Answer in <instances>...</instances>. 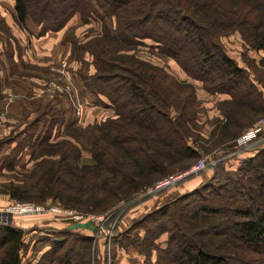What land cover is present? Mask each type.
Masks as SVG:
<instances>
[{"label": "trees", "instance_id": "trees-1", "mask_svg": "<svg viewBox=\"0 0 264 264\" xmlns=\"http://www.w3.org/2000/svg\"><path fill=\"white\" fill-rule=\"evenodd\" d=\"M77 14L81 24L97 28L79 48L83 66L76 79L84 96L111 110L113 116L86 128L91 131L89 149L72 130L79 128L69 124L68 138L60 141L70 143L65 144L67 159L59 158L49 169L57 184L63 176L83 171L82 177L89 176L94 183L91 188H97L102 196L87 198V208L82 209L64 197L67 191L62 185L68 181L63 180L61 187L52 178L47 182L49 194L61 198L65 207L81 209L84 221L90 213L107 212L120 203L129 204L127 209L133 207L139 196L147 195L163 179L183 174L203 153L235 151L234 143L264 116L263 94L221 43V35L237 32L249 48L264 52V0H15L18 25L25 27L26 20L32 19L40 27L39 36L61 31ZM3 21L0 17V30L5 28L9 37L5 39L7 48L0 49V60L4 52L13 65L12 40L17 45V38ZM144 40L153 43L156 60L174 61L185 79H178L171 66L130 53ZM86 52L93 57L94 73L84 59ZM260 64L257 80L264 88V57ZM188 79L211 95L229 96L218 105L221 117H216L210 137L214 148H206L210 141L200 133L204 103ZM2 95L0 73V100ZM25 112L31 115V105ZM66 120L70 117L64 111L59 122ZM82 120L75 117L72 121ZM201 138L206 145L197 147ZM86 150L93 162L80 165ZM246 150L238 147L236 154ZM262 154L264 144L256 154L240 158L237 171L229 173L226 184L218 189L207 182L139 218L131 228L114 236L117 245L123 247L122 239L128 240L132 230L143 228L142 237L129 241V246L148 257L142 264H264V160L258 161ZM45 162L42 158L38 165ZM220 162L222 159L217 165ZM10 193L13 199L21 200L15 191ZM70 224L56 239H46L49 251L36 264H90L77 255L76 246L66 244L72 237L71 242H85V248L91 249L88 243L94 237L73 233L67 229ZM93 224L88 228L94 229ZM163 234L168 236L165 247L157 243ZM24 236V230L8 220L0 223V264H24ZM154 251L155 262L151 260Z\"/></svg>", "mask_w": 264, "mask_h": 264}, {"label": "rangeland", "instance_id": "rangeland-1", "mask_svg": "<svg viewBox=\"0 0 264 264\" xmlns=\"http://www.w3.org/2000/svg\"><path fill=\"white\" fill-rule=\"evenodd\" d=\"M77 16L79 15L77 14ZM0 17L3 18L4 16L1 14ZM3 24L9 26V29L14 37L15 34L17 38L20 37L19 34L15 32V30L19 32L22 30V27H20L17 22L9 24L4 19ZM70 27L69 34L72 44L67 47H61V51L58 55H56L57 57H53L51 59L49 58L50 60L46 61L49 63L44 66L49 68L48 71L45 73H40L39 70L35 68H23L20 69L21 71L19 72H12V75L16 74L18 76H12L13 78L10 80V84L6 83L3 86L4 94L2 93V97L4 98L5 102L9 104H15L28 101V104L31 105V115L26 116V112H24L23 118H16L15 114H12L11 116L8 110L10 109L9 106L12 105H9L6 108L0 107V197L7 196L11 201L16 200V202H32L39 205H45L48 207V209L42 213L49 212L42 216H37L42 214L38 213L37 215L35 214L37 217L31 218V222H34L31 223V226L36 225L37 227L38 225L43 224L46 227L38 228L35 231V227H32L31 230L24 231V241L26 243L22 257L24 264L29 261H31V264H36L42 258L44 253L49 251L48 249L50 248V241H47L46 239H56L61 235V231L64 229L66 224L73 222L70 219L72 216H70L69 212H66L65 210H73L79 212L80 214L82 213L80 212L81 209L78 210V208L74 209L72 207H65L66 205L60 202V200H62L61 198H57L55 194H49L51 191L47 182L49 178H52L53 183L58 187H61L63 180L68 181L69 183L65 182V184L62 185L63 190L67 191L64 192V197H66L71 204H77L78 206L82 207V209L87 208V198L89 199L93 195L98 197L102 196L96 186L95 188L97 191L91 188V184L94 183L89 176H87V178L82 177L83 171H78L77 175L74 176H63V180L61 179L57 184L55 182L56 176L49 169V166L59 158L67 159L65 151L67 146H65V144L69 142L60 143V141L64 138H68L65 134L68 132V129H70L68 126L69 124H71L70 126L79 128L76 129L72 127V130L77 131L75 132L77 135L79 134L78 137L81 138L79 140L80 144H87L85 147L89 149L90 145L92 144L90 138L91 131L90 129L86 128L89 125L106 121L110 116H113L111 110L99 106L98 103L95 104V101L91 97L84 96L86 94H84L83 89L80 87V81L79 79H76V73H78L83 66V63L80 59L82 52L79 48L84 44L85 41L88 40L91 35H94V30L97 28V26L86 24L79 26L75 23V25ZM69 28H67V30ZM1 30L0 49L5 50L7 48L5 46V39H7L9 35L6 33L5 28H1ZM67 30L64 31L67 32ZM20 35L23 34L21 33ZM221 36V43L223 44V47L225 48L228 55L232 57L239 66L246 69L247 73H249L251 78L257 84L258 90L263 94L264 98V88L257 80V66L261 68L260 60L262 57H264V52L249 48L242 41L240 35L237 32ZM21 42L19 41V47L21 46V48L18 50V52H20L19 55L25 63H31V61L35 60H38L37 62L41 63L42 59L46 57L43 52H39L33 46L31 47V44L27 40H22ZM12 43L13 49H15V47H17L15 40H12ZM74 45H76V47H74ZM152 47L153 43L150 40H144L142 44L137 47V50H133L132 52L130 51V53L140 56V58H151L154 62L162 63L169 68L171 66L172 71L175 73L174 75L178 77V79H185L182 71L180 72L173 69L178 66L174 61H169L165 58L163 61L156 60L155 57L157 56H153ZM1 59L3 60H0L3 64V67L0 73L1 79L3 80V69L6 66L8 67V60L6 61L7 54L5 53L2 55ZM84 59L88 62V68H91V73H94V67L91 66L93 57L88 52H86ZM9 73H11V71H9ZM188 80H191L195 84L197 88V95L204 103V110L206 108V114L203 117V122L200 123L203 127L200 133L203 135L202 137H205L207 141L209 140L210 142H208L206 145L207 141H203L201 138L199 142H196V145L197 147L199 144L206 145V148L208 149L211 147L214 148L216 145H213V139L210 138L212 135L211 129H213V124L216 121V117L220 116L218 105L220 102H223L226 99H224V97L221 95L210 96L211 94L208 95V92L201 84H196L192 79ZM75 88H79L82 96L81 100L83 98L85 103V109L83 110V120L77 123L72 121L76 115L74 113V108L81 100L79 99L78 91ZM73 91L75 95L72 93ZM75 96L76 99L73 101ZM38 107H40L39 110L37 109ZM64 111H67L70 120H66L61 124L60 122L63 119ZM250 115L251 113L249 112L248 117ZM260 119L261 120L257 121L254 128L244 133H249L251 130H258V132L260 131L259 134H261V138H258L257 141L248 143L246 147H240L241 144L240 140L238 139V141L234 143L237 149L235 151L231 149L227 154H224V151H221L219 147L218 148L220 150L215 154H208L207 156L203 153L204 156L197 158L196 164L194 162V165H192L190 169L183 172V174L182 172H179L177 173V176H169L165 178L170 179V177H180L179 180L175 182V184L169 188L162 189L160 185L161 182H159L155 188L150 190L146 195V200H144V202L137 203L135 208H133V210H131V212L128 214V224L120 223L121 219L129 212L128 210L132 208L131 207L127 209L129 205H127V203L117 204L107 212H99L98 214L90 213L88 219H94V229L91 227L79 229L74 230L73 233L79 234L82 237L93 236V242L88 243L91 249L85 248V242H71L72 237L68 239L69 242L66 244V246H76L77 252L80 253L76 254L78 256H82L87 262L89 260L90 264H115V253H117L118 248V245L114 240L115 235H118L120 232H125L128 228H131L135 221L149 212L172 202L180 196L192 192L194 189L201 187L207 182L212 184V189H218V187L225 185L226 177H228L230 174L232 175L234 171L236 172L238 167L241 165L243 159L240 162V158H245L252 155L250 153L246 155L236 154L238 147L247 149L246 151L256 154V151L261 149L262 145L264 144V116H262ZM192 146L195 147V143H193ZM217 149L213 150L212 153L217 151ZM83 156L84 158L80 162V165L93 162L92 158H90V153L87 150ZM42 158L46 159L45 164L38 165ZM221 159L222 162L217 165V161ZM10 160H15L17 164H15V161L10 163ZM263 160L264 154L260 156L258 161L262 162ZM201 161L205 162L204 167L198 170V164ZM193 169H196L197 171L195 170L193 172ZM217 171H219V174L216 180L213 181L212 177ZM184 174L185 178L182 179ZM196 178L201 181L197 187L192 186ZM14 191L18 193V196L21 198V200L13 199L10 196V192ZM55 206L59 207L61 212L50 209ZM122 214L124 216L120 218ZM42 230L47 234H44ZM144 233L145 232L143 228L134 229L129 234V239L123 240L121 238L122 241L120 243H122V246L125 249L133 247L129 246V241H134L138 235H141L140 237H142ZM108 235L112 236L110 237ZM89 250H92L90 257ZM153 253L151 255V260L154 259ZM147 259L148 257L144 256L142 262H146Z\"/></svg>", "mask_w": 264, "mask_h": 264}, {"label": "crops", "instance_id": "crops-1", "mask_svg": "<svg viewBox=\"0 0 264 264\" xmlns=\"http://www.w3.org/2000/svg\"><path fill=\"white\" fill-rule=\"evenodd\" d=\"M14 12H15V0H0V14H2L4 16L3 18L9 24H12V23L16 22V20L14 18ZM75 23L77 25H79V26L83 25V24L81 25V17L80 16L75 15L74 17H72V19L68 22V24L65 26V28H63V30H61V31L48 32L44 36H39L40 27L37 26L33 22L32 19L28 18L26 20V25H25V27H22L21 32L15 30V32L18 33L19 36H20V37H18L19 40L16 37V34H15L14 30H13V32L15 34V37L17 38V43L18 44H17V47H15L14 53H13V62H14V64L11 65V63H9L7 61V59H6L8 67L6 66L3 69L4 78L2 80V93L4 94L3 86L6 83L10 84V80H12V78H13L12 76L16 75V74L12 75V72H19V71H21L20 69H23V68L24 69L35 68V69L39 70L40 73H45L46 71H48L49 68L44 66V65H47L49 63V62H46V61L50 60L53 57H57L56 55H58L59 52L61 51L60 50L61 47H63V46L67 47V46L71 45L69 31H70V28H71L70 26L75 25ZM67 28H69V29L67 30ZM64 30H67V32L64 31ZM21 33L23 35H20ZM22 40L23 41L27 40L31 44L30 45L31 47L33 46L39 52H43L45 54L46 57L44 59H42L41 63H38L37 62L38 60L31 61V63L30 62H26L25 63L21 59V56L19 55L20 52H18V50H20V48H21V46L19 47V41L21 42ZM4 54L5 53L3 52L2 55H4ZM173 69L176 70V71H180V72L182 71L181 68H179V66H177V67H175ZM9 71H11V73H9ZM16 76H18V75H16ZM183 76H185V75L183 74ZM196 84H198V83H196ZM208 95H210V94L208 93ZM219 95L220 94H218V96ZM210 96H213V94L210 95ZM221 96H223L224 99L229 98V96H227V95H221ZM17 104H21V105H17ZM9 105H12V106H9ZM8 106L10 108V109H8L9 113L11 114V116H12V114H15L16 118L17 117L18 118H23L24 112L26 110V107L27 108L30 107V105L28 104V101L24 102V103L9 104V103L5 102L4 98H2L0 100V107H5L6 108ZM19 111L21 112V114H20ZM22 113H23V115H22ZM205 114H206V108H205L204 112L201 113V115H200L201 123L203 122V117H204ZM219 115L221 116L220 112H219ZM249 153L252 154V152H250V151H245L243 154L246 155V154H249ZM195 170L196 169H193V171H195ZM184 176H185V174L183 175V177ZM179 178L180 177H177V179L174 182H172V183H170V184H168L166 186H161L162 189L169 188L170 186L175 184V182H177L179 180ZM200 182L201 181H199L198 178H196L195 182L193 183L192 186H196L197 187L200 184ZM139 198L140 199H138V202H144V200H146L147 197H146V195H144V196H140ZM15 202H16V200L11 201L7 196L0 197V210H2V209L5 210L7 207H9L10 205L14 204ZM136 205H134L131 209L128 210L129 212L121 219V221H120L121 224L122 223H125V224L129 223L127 221V217H129L128 214L131 212V210H133V208H135ZM46 213H49V212H46ZM46 213H42L41 215H37V214L36 215L37 216H42V215H45ZM36 215L35 214H9L7 216V218H8L7 220L9 221V224H13L14 223L16 226H18L19 228L23 229L24 231L25 230L29 231V230H31L32 227H35L34 231L37 230L38 228L46 227L43 224L42 225L40 224L37 227H36V225L31 226V223H34V222H31V218L37 217ZM15 222H17V223H15ZM66 226H67V224H66ZM120 227H121V225H120ZM44 234H47V233L44 232ZM162 236L157 240V243L161 247H165L166 240H167L168 236H167V234L166 235L163 234ZM118 248H120V249H118ZM118 248H117V253H116L115 264H142L143 263L142 259H144L145 255L142 254L137 248L129 247L128 249H125L124 247H120V246H118ZM153 255H154V259L152 261L155 262L156 261V256H157V252H154ZM118 257H119V259H118Z\"/></svg>", "mask_w": 264, "mask_h": 264}, {"label": "built area", "instance_id": "built-area-1", "mask_svg": "<svg viewBox=\"0 0 264 264\" xmlns=\"http://www.w3.org/2000/svg\"><path fill=\"white\" fill-rule=\"evenodd\" d=\"M73 84V82H72ZM71 85V84H70ZM78 91V97L81 100V93L79 91V88H75ZM75 91V90H74ZM74 91L72 93H74ZM75 95V93H74ZM76 99H73V101ZM85 103L84 100L82 98V100L80 102H78V104L75 106L74 108V113L76 114L75 117L79 120L83 119V110ZM260 132V131H259ZM258 130H251L249 133L243 134L239 140H240V144L242 146H245L250 143V141L257 136V134H259ZM204 166V161L199 162L198 164V168H202ZM177 179L174 177H170V179H165L163 181H161L160 185L161 186H166L172 182H174ZM46 209H48V207H46L45 205H39L36 203H32V202H15L14 204L10 205L9 207H7L5 210H0V222H5L7 221V216L9 214H38V213H42L44 212ZM53 211H60L61 209L57 206L50 208ZM66 212H69V215L72 216V218H70L73 223L76 222H80V221H84L85 215L80 214L79 212L73 211V210H65Z\"/></svg>", "mask_w": 264, "mask_h": 264}, {"label": "water", "instance_id": "water-1", "mask_svg": "<svg viewBox=\"0 0 264 264\" xmlns=\"http://www.w3.org/2000/svg\"><path fill=\"white\" fill-rule=\"evenodd\" d=\"M94 223V219H89L87 221H80L76 223L70 224L67 229L68 230H75V229H85L88 226L92 225Z\"/></svg>", "mask_w": 264, "mask_h": 264}]
</instances>
